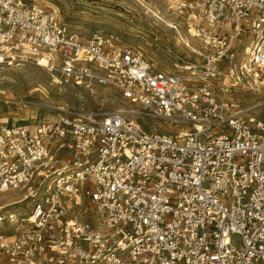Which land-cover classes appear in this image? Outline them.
I'll use <instances>...</instances> for the list:
<instances>
[{
  "label": "built area",
  "instance_id": "2783aa9c",
  "mask_svg": "<svg viewBox=\"0 0 264 264\" xmlns=\"http://www.w3.org/2000/svg\"><path fill=\"white\" fill-rule=\"evenodd\" d=\"M169 5L189 50L171 69L0 0V67L122 101L0 124V264H264V0Z\"/></svg>",
  "mask_w": 264,
  "mask_h": 264
},
{
  "label": "rangeland",
  "instance_id": "374dc122",
  "mask_svg": "<svg viewBox=\"0 0 264 264\" xmlns=\"http://www.w3.org/2000/svg\"><path fill=\"white\" fill-rule=\"evenodd\" d=\"M42 7L58 6L80 36L116 32L122 42L141 49L160 68L171 69L177 55L189 53L185 18L170 9L169 0H28ZM177 25L180 34L172 28ZM22 100L28 103L22 105ZM62 104L76 111H113L122 106L114 86L94 84L84 89L56 84L35 63L0 67V124H36Z\"/></svg>",
  "mask_w": 264,
  "mask_h": 264
}]
</instances>
